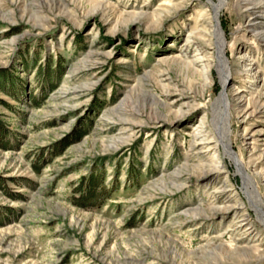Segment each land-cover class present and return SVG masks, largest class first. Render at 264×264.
<instances>
[{"label": "rangeland", "instance_id": "rangeland-1", "mask_svg": "<svg viewBox=\"0 0 264 264\" xmlns=\"http://www.w3.org/2000/svg\"><path fill=\"white\" fill-rule=\"evenodd\" d=\"M208 1L0 0V264H264V110L230 108L252 178L210 138L264 79V0L218 12L224 88Z\"/></svg>", "mask_w": 264, "mask_h": 264}, {"label": "bare ground", "instance_id": "bare-ground-1", "mask_svg": "<svg viewBox=\"0 0 264 264\" xmlns=\"http://www.w3.org/2000/svg\"><path fill=\"white\" fill-rule=\"evenodd\" d=\"M208 3H209L208 6L211 8V11H212L211 13L212 18L210 20L211 26L205 29L203 33L210 32V34H212L211 36H213L211 45L213 47V51L215 50V52L219 53L218 62L220 63V65L217 67H218V72L220 76L221 86L224 88L228 80L226 73L230 68V62L225 52L226 45H225L224 31L222 29L220 22L218 21L217 16H218V12L221 9V7L227 3V0H219L218 2H212L211 0H209ZM258 5L259 4L256 2V0H243V5L241 7L245 11L249 12L250 8H252V10L256 9ZM251 14L252 13H248V15H251ZM196 29H197L196 27L193 28V30L195 31ZM206 50L207 49L203 47H199V48L196 47L194 49V52L196 55H199L202 52L206 53ZM201 57H203V55H201ZM248 57H250V55H248V52H244L243 55L241 56L240 72H246L251 67L252 61H250ZM221 67H223V70ZM256 69H257L256 71L257 73L259 71V67H257ZM252 78L253 79L257 78L256 80H253L252 86H255L256 83H261L259 89H255L254 92H250L251 95H254L252 96L253 99L249 100V98L248 99L245 98L244 95H239V96L235 95V98L238 102L232 103L228 98V94H223V93H221L219 97L216 99L215 103L212 106V110H211L212 111L211 120H212L213 133L210 135L211 136L210 138L214 139V144L219 147L222 146L224 155H228L232 160H234V162L237 165V169L243 172L244 176L249 177V178H252V176L247 172V169L244 163L240 160H237L234 157V154L232 151V142H231V137H230V129H231L230 127V108L233 107L236 111V114L242 119H245L249 113L255 112L256 110H259V109L264 110V98H262L261 96V93L263 92L262 90L264 89L263 88L264 79L261 78V75L257 77L253 76ZM258 78L260 79L258 80ZM207 79L208 77L205 76V80ZM244 87H245L244 85L237 86L236 89L234 90L235 93L238 92L240 88H244ZM222 100H224L227 105L225 107L223 115L220 116L219 111H218V103L222 102ZM249 105H251L252 109L251 111L249 110L250 112L247 113V111L245 110ZM244 131H246V129ZM215 135H217L218 137L216 138ZM205 139L206 138H204L202 135L195 134L193 136V141H194L193 150L200 151V150H204V148L206 147H209L210 149L211 147L210 143L209 141H207L206 143ZM210 156L211 158H209V162H211V160L213 159H218V160L222 159V153L217 150H214L213 154ZM174 176H176V178L178 177L177 174ZM262 205L264 206V204ZM237 225H239L240 227H243L245 223H243L242 220L241 221L239 220Z\"/></svg>", "mask_w": 264, "mask_h": 264}, {"label": "trees", "instance_id": "trees-1", "mask_svg": "<svg viewBox=\"0 0 264 264\" xmlns=\"http://www.w3.org/2000/svg\"><path fill=\"white\" fill-rule=\"evenodd\" d=\"M1 79H2V76H1ZM3 86H4V83L3 84L0 83V89L1 90L4 89V91H6L5 88H3ZM0 131H1V128H0ZM1 141H0V147H4L5 145ZM63 147H64V143L60 142V143H57L56 146L53 147V149L55 150L57 148V150L59 151ZM78 192H79V190H78ZM96 197L97 196L94 195V188L91 187V185H89L85 190L80 192L79 197L74 199V201L76 203H78L79 205H82V206H89L92 204L96 205V203H94L95 202L94 200H96Z\"/></svg>", "mask_w": 264, "mask_h": 264}]
</instances>
